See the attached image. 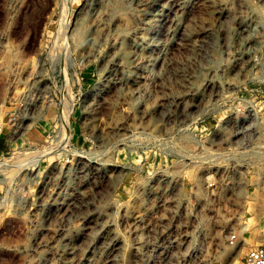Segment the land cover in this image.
Wrapping results in <instances>:
<instances>
[{
	"label": "rangeland",
	"instance_id": "rangeland-1",
	"mask_svg": "<svg viewBox=\"0 0 264 264\" xmlns=\"http://www.w3.org/2000/svg\"><path fill=\"white\" fill-rule=\"evenodd\" d=\"M116 5L0 0V264H241L264 245V0H219L186 47L170 0Z\"/></svg>",
	"mask_w": 264,
	"mask_h": 264
},
{
	"label": "bare ground",
	"instance_id": "bare-ground-1",
	"mask_svg": "<svg viewBox=\"0 0 264 264\" xmlns=\"http://www.w3.org/2000/svg\"><path fill=\"white\" fill-rule=\"evenodd\" d=\"M97 1H101V0H97ZM108 1H112V5L117 6L116 5L117 0H108ZM218 1L219 0H170V6H169L170 10L164 15L163 19L160 21V23L158 25L161 27L160 33L164 37L168 38L170 33L173 32L176 35V40H175L176 43L175 44H177V46H179V47H186L187 45L190 46L188 41L192 38L193 35L199 34V32H200L199 28H201V25L204 21L205 12L214 14L216 12V7H217ZM136 2L139 4H145L148 2V0H136ZM118 10H119V8H118ZM129 23H130V25H129ZM131 23H132V16H126V17L119 16L116 20H114V24L116 25V29L120 33H122V32L127 33L128 28H131ZM128 25H129V27H126ZM98 27H99V23L94 28V31H93V38L94 39L93 40H95L96 36L100 34ZM145 39L140 38V37L138 39V37H137V39L132 38V39H129V41H128V45H130V51L133 53V55H135V57L137 59H144L146 57V49L145 48H146L147 41ZM122 42H123V38L119 37L118 41H117V46H118L117 48H118L119 52L116 55V62L118 64V66L122 69V71L124 72L126 70L125 64L128 61H127L126 55H125L127 50L123 51L124 49H123ZM179 63L181 64V66L179 65ZM168 64L170 65V55L168 58ZM177 64H178L177 67L180 69H177L176 72H177V74L182 76V79H181L182 84L184 86H187L189 88L190 94H193L195 97V92L198 90L200 83L194 79H190L189 77L185 76V73L183 72V70H184L183 67L186 66V63H182V62L178 61ZM168 68H170V66H168ZM130 75L131 74L129 71H125V73L122 74V81L128 82V83L129 82L133 83L135 81V79H133ZM211 85H212L211 79H207L203 83V86H205L206 88H208ZM184 98H186V97H184ZM194 105H195V103H194ZM160 108L163 111L164 115L170 116V106L161 105ZM188 108H189V106H188ZM44 123L45 122H38L32 128V130H31L32 134L27 132L26 134L29 135V138H27V139L21 138V139L17 140L16 142H13V143L20 144L23 141L30 142L31 140H33L30 137L33 136L34 134L37 135L38 137L42 136V134H43L42 130L44 129V126H45ZM191 175L193 176L192 178H193V181L196 183V185L199 184L200 183L199 173H197V171H193L191 173ZM167 189L168 188L165 185H157L154 188L151 187L150 185H147V186L143 185L142 186L143 191L141 192V194L145 192L146 195H149L150 197L153 198V202H154V204H156L160 198H163V195L165 194ZM195 193L197 196H200L201 192H200L199 187L196 188ZM76 199H77V197H76ZM251 223L252 222H250V220H245V222L242 224V230H248ZM260 228L264 229V220H261L255 226L256 230H258ZM117 244H120L119 238H114L113 239V245H117ZM241 246H242V244H241ZM134 257H135V254H134ZM136 258H137V256H136ZM238 263H239V261L232 260V259L227 262V264H238Z\"/></svg>",
	"mask_w": 264,
	"mask_h": 264
},
{
	"label": "built area",
	"instance_id": "built-area-1",
	"mask_svg": "<svg viewBox=\"0 0 264 264\" xmlns=\"http://www.w3.org/2000/svg\"><path fill=\"white\" fill-rule=\"evenodd\" d=\"M241 264H264V245L249 247L242 257Z\"/></svg>",
	"mask_w": 264,
	"mask_h": 264
}]
</instances>
